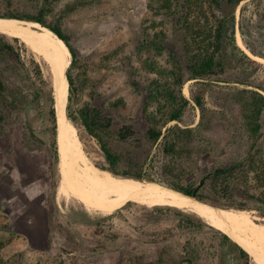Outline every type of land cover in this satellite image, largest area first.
Wrapping results in <instances>:
<instances>
[{
	"label": "rangeland",
	"instance_id": "obj_1",
	"mask_svg": "<svg viewBox=\"0 0 264 264\" xmlns=\"http://www.w3.org/2000/svg\"><path fill=\"white\" fill-rule=\"evenodd\" d=\"M172 3L170 16L156 0H0V14L36 17L43 11L48 25L67 37L74 59L71 63L62 42L68 58L62 73L64 120L92 163L172 189L196 188L203 180L195 195L207 197L201 201L216 207L213 200H225L216 181L205 175L248 156L252 140L237 114L241 98L235 87H264V65L254 66L242 56L225 57L223 73L216 70L205 79H188L184 63L180 66L178 61V13L187 0ZM197 12L192 9L190 17ZM242 18L244 36L239 30ZM235 30L264 59V0L238 5ZM0 34L15 53H0V264H235L233 253L219 244L221 231L202 219L205 226L195 227L193 213L70 195L60 176L58 150L51 146L53 122L42 96L53 88L58 128L54 71L40 50L17 36ZM173 65L183 79L181 89L173 86L174 92L187 104L179 121L165 124L170 103L150 95L155 80L165 82L156 70L164 75ZM67 69L73 82L69 108ZM223 77L230 82L218 81ZM234 79L251 86L231 82ZM194 98H200V105ZM82 112L98 119V139L79 121ZM259 123L254 154L264 155V112ZM152 127L161 130L156 140L149 133ZM100 142L118 157L114 166H109ZM171 145L175 146L169 152ZM249 178H254V171H249ZM250 184L249 192L259 195L261 188L253 180ZM250 205L256 207L254 202ZM247 211L264 223L259 210ZM246 251L250 264H264Z\"/></svg>",
	"mask_w": 264,
	"mask_h": 264
},
{
	"label": "trees",
	"instance_id": "obj_2",
	"mask_svg": "<svg viewBox=\"0 0 264 264\" xmlns=\"http://www.w3.org/2000/svg\"><path fill=\"white\" fill-rule=\"evenodd\" d=\"M160 2V6L165 9V12L171 16L173 14L174 8L173 0H156ZM197 0H187V5H184L183 11L178 13L179 18H181L178 38L181 39V54L179 55V65L181 66L184 63L187 72L189 73L188 79H205L206 77L215 75L219 70V72L223 73V65L227 58H233L237 56H242L247 60L248 63L254 66H261V63L251 59L248 57L239 47L236 45L235 40V10L238 5L243 0H206L207 3L203 5H199V3L195 2ZM193 7V8H192ZM197 9L198 12L194 17H190V13L192 9ZM194 12V11H193ZM46 13V12H45ZM0 17H10V18H18L24 20L35 21L46 26L49 30L54 32L56 36L65 43L69 52L72 56V61L74 59L73 49L70 47L67 37L56 27L48 25L46 20L44 19L43 11H40L39 16L36 17H23L20 15H2ZM239 30L241 35H245L247 29L244 24V20L239 22ZM207 33H210L208 36ZM6 37L0 34V53L15 55L13 46L5 41L3 38ZM15 42L18 39L13 38ZM243 45L254 55L258 56V53L255 49L249 45L245 39L243 40ZM210 48V49H209ZM226 53L224 54V52ZM17 53V52H16ZM18 56V55H16ZM19 59V57H18ZM35 73L38 78L43 82L44 80L41 78L40 67L37 62H35ZM179 68L173 65L170 71L165 72L164 75L158 70L161 75V78H164L165 82L163 84L157 83V80L154 81L156 86L154 87L150 98H156L159 100H165L166 103H170L171 109L166 116L164 123L179 121L180 116L182 114L185 105L187 104V100L183 96H177L174 92V87H178L181 89L183 84V79L181 75H179ZM66 89L69 91V95L67 97V108H69V103L71 101V93L73 90V82L71 76L66 71ZM166 78L172 82V85L169 86ZM224 78V77H223ZM218 81H222L224 83H229L230 80L219 79ZM231 82L239 83L242 85L251 86L249 83H244L238 81V79H234ZM174 86V87H173ZM2 88V85L0 84ZM238 91L241 102L237 108V114L241 121L242 127L246 132V136L248 139L252 140V143L249 147L248 156L246 159H242L239 162H234L228 166L220 165L216 167L212 173L205 175L206 178H213V180L217 183L216 189L218 192H221L224 203L213 200V204L219 208H233L236 210H250L257 209L260 212L261 216H264V155L257 153L254 154L256 141L260 138V123L259 117L264 112V87L255 86V89L250 88H239L235 87ZM234 88V89H235ZM67 91V92H68ZM179 93V92H178ZM44 96L46 106L48 105L49 109L46 111V114L52 118L53 126H52V147L54 150L57 148V117L54 110V97H53V88L51 87L47 94ZM40 96V97H42ZM194 101L197 105H200V98H194ZM45 111V109H44ZM70 118L69 113H67ZM87 112H82L81 119L79 121L85 127V129L98 139L95 128L96 121L93 116H90ZM73 121L72 118H70ZM188 131V130H187ZM149 133L151 138L158 139L161 135V130L156 129V127H152L149 129ZM175 145H171L168 147L169 152L173 150ZM101 150L109 162V166H114L118 157L112 153H110L109 149L100 142ZM257 152V151H256ZM106 169V168H104ZM110 172L123 176H130L138 179H142L139 176L131 175L128 173H118L112 169H107ZM249 171H254V178H249ZM217 179V180H216ZM253 180V183L257 185V188H261L259 191V195L255 196L249 192V188L251 186L250 181ZM173 189L183 192L184 194L191 195L195 188L193 187H182L178 185H172ZM199 200L207 199V197L196 195ZM237 200V201H235ZM249 200V203L248 201ZM254 202V206L250 205V203ZM170 207H166L168 209ZM158 209H162L158 207ZM189 218H191L189 216ZM194 222L195 227H204L205 223L194 214L193 218H191ZM220 241L219 244L221 247H227L228 250L233 253L235 258V264H250V256L248 255L246 248H244L240 243L235 242L230 239L226 234L220 232ZM187 262L191 263L192 260L190 258L186 259Z\"/></svg>",
	"mask_w": 264,
	"mask_h": 264
},
{
	"label": "bare ground",
	"instance_id": "obj_3",
	"mask_svg": "<svg viewBox=\"0 0 264 264\" xmlns=\"http://www.w3.org/2000/svg\"><path fill=\"white\" fill-rule=\"evenodd\" d=\"M0 33L17 36L31 44L34 50H40L54 71L59 115L57 150L62 165L60 176L70 195L78 199L90 196L105 201L126 200L140 205H165L188 211L240 243L258 258L264 259V223L257 222L249 211L230 208L214 210L187 197L183 192L155 181L114 174L92 163L80 149L75 130L64 120L62 73L68 58L62 41L37 22L18 18L0 17ZM235 38L238 47L248 57L264 65V59L251 54L238 33Z\"/></svg>",
	"mask_w": 264,
	"mask_h": 264
},
{
	"label": "water",
	"instance_id": "obj_4",
	"mask_svg": "<svg viewBox=\"0 0 264 264\" xmlns=\"http://www.w3.org/2000/svg\"><path fill=\"white\" fill-rule=\"evenodd\" d=\"M54 33V32H53ZM55 34V33H54ZM56 35V34H55ZM203 184V180H201L200 182H199V184H198V186L194 189V191L192 192V194L191 195H187V194H184V195H186L187 197H189V198H191V199H193V200H195V201H197V202H199V203H201V204H204V205H207L208 207H210V208H212V209H214V210H219L220 208H217V207H214V206H211V205H209V204H207V203H205V202H202L201 200H199L197 197H196V190L201 186Z\"/></svg>",
	"mask_w": 264,
	"mask_h": 264
}]
</instances>
